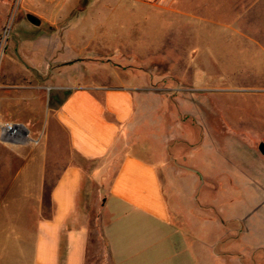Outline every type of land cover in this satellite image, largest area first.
<instances>
[{
    "label": "rangeland",
    "instance_id": "1",
    "mask_svg": "<svg viewBox=\"0 0 264 264\" xmlns=\"http://www.w3.org/2000/svg\"><path fill=\"white\" fill-rule=\"evenodd\" d=\"M232 16V26L196 22L176 0H68L60 11L50 0H0V122L20 123L39 141L0 143V264L32 259L40 207L50 209L48 189L41 205L33 185L44 158L56 159L42 154L49 109L60 100L53 87L70 80L137 90L138 141L157 155L138 153L155 162L173 222L177 212L201 215L204 264H264L261 13ZM57 38L79 59L43 60ZM35 47L41 59L33 60ZM93 244L87 261L103 264L106 250L99 239Z\"/></svg>",
    "mask_w": 264,
    "mask_h": 264
},
{
    "label": "crops",
    "instance_id": "2",
    "mask_svg": "<svg viewBox=\"0 0 264 264\" xmlns=\"http://www.w3.org/2000/svg\"><path fill=\"white\" fill-rule=\"evenodd\" d=\"M66 1L50 0L51 9L60 11ZM176 1L183 16L219 26H232L236 21L232 13H261L264 54V0ZM222 21L232 23H218ZM51 24L68 27L64 21ZM64 36H69L67 30ZM53 43L43 60H60L61 65L79 59L60 47L61 38ZM34 50L33 60L41 59L38 47ZM72 50L80 54L82 48ZM70 83L53 87L60 100L49 109L50 130L43 136L42 154L56 153V159L47 163L44 158L33 185L34 201L41 205L43 190L48 189L50 209L40 207L32 233V259L15 264H86L93 231L106 250L103 264H179L177 257L187 250L194 253L187 264H204L201 215L177 212L173 222L155 162L138 153L157 155L138 141L144 127L136 108L137 90ZM50 145L56 149L49 151ZM48 172L54 177L50 174L47 179ZM178 237L188 245H179Z\"/></svg>",
    "mask_w": 264,
    "mask_h": 264
},
{
    "label": "built area",
    "instance_id": "3",
    "mask_svg": "<svg viewBox=\"0 0 264 264\" xmlns=\"http://www.w3.org/2000/svg\"><path fill=\"white\" fill-rule=\"evenodd\" d=\"M30 136L28 129L20 124L11 121L0 122V143L4 145L28 146L38 144Z\"/></svg>",
    "mask_w": 264,
    "mask_h": 264
},
{
    "label": "water",
    "instance_id": "4",
    "mask_svg": "<svg viewBox=\"0 0 264 264\" xmlns=\"http://www.w3.org/2000/svg\"><path fill=\"white\" fill-rule=\"evenodd\" d=\"M27 19H28V21H29L31 24H33V25H35V26L39 24L38 20H37L34 16L29 15V16L27 17ZM258 150H259V152H260L262 155H264V143H261V144L259 145Z\"/></svg>",
    "mask_w": 264,
    "mask_h": 264
},
{
    "label": "trees",
    "instance_id": "5",
    "mask_svg": "<svg viewBox=\"0 0 264 264\" xmlns=\"http://www.w3.org/2000/svg\"><path fill=\"white\" fill-rule=\"evenodd\" d=\"M93 242H95V238H94ZM86 264H92V262L91 261L90 262L87 261Z\"/></svg>",
    "mask_w": 264,
    "mask_h": 264
}]
</instances>
